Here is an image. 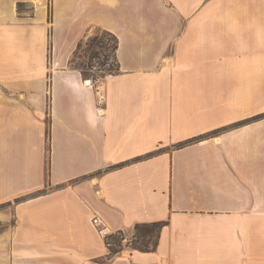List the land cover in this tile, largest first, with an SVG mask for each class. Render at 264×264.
<instances>
[{
    "label": "crops",
    "instance_id": "0c3cea01",
    "mask_svg": "<svg viewBox=\"0 0 264 264\" xmlns=\"http://www.w3.org/2000/svg\"><path fill=\"white\" fill-rule=\"evenodd\" d=\"M94 215L168 225L110 258ZM0 264H264V0H0Z\"/></svg>",
    "mask_w": 264,
    "mask_h": 264
},
{
    "label": "trees",
    "instance_id": "16d2710c",
    "mask_svg": "<svg viewBox=\"0 0 264 264\" xmlns=\"http://www.w3.org/2000/svg\"><path fill=\"white\" fill-rule=\"evenodd\" d=\"M24 5H19V11L22 10ZM101 33L94 35L89 41V47L92 50L91 61L89 65V70L85 68L80 69L84 80H91L94 84L98 83V78L90 76V72L95 70V66L92 63L97 60L100 62V69L98 71L104 76H101L104 79L107 76L115 75L119 72V64L117 60V52L119 50V40L118 38L105 30H100ZM81 47V43L78 44L75 56L78 54V51ZM102 57L104 60L102 61ZM106 66H109L108 69ZM183 146V145H181ZM180 146V147H181ZM167 222H159L153 224H138L134 228V238L132 241L128 242L125 246L123 242L125 241V236L123 232L112 236L107 242V247L109 249V257L112 258L117 254L124 251V248H129L134 251L140 252H154L157 250L161 232Z\"/></svg>",
    "mask_w": 264,
    "mask_h": 264
},
{
    "label": "rangeland",
    "instance_id": "374dc122",
    "mask_svg": "<svg viewBox=\"0 0 264 264\" xmlns=\"http://www.w3.org/2000/svg\"><path fill=\"white\" fill-rule=\"evenodd\" d=\"M34 8L29 6V5H24V7L22 8V10H20V13H24V14H27V15H32L34 13ZM50 23V21H49ZM101 29H95L92 34L86 38L85 40H83L81 43V47L78 51V54L75 56V53H74V58L72 59V64H71V67L72 68H77V69H83L85 68L86 70H89V65H90V61H91V53H92V50L90 49L89 47V41L90 39L96 35L97 33H101L100 32ZM56 44V43H55ZM57 46L60 48H63V49H69L70 48V43L69 42H66V43H57ZM104 60V58L102 57V61ZM93 66H95V70L93 72H90V76L93 77H96L98 78V81L101 82L102 79L101 76H104V74H101L98 69H100V62H98L97 60H95L93 63H92ZM109 66H106V68H103V69H108ZM183 146L185 144H182ZM181 146V145H180ZM45 153H46V166L48 167V164H49V159H50V145H49V141L47 139V143H46V149H45ZM124 233V232H123ZM124 236H125V241L123 242L124 246L132 241V239L134 238V231H128L126 233H124ZM126 248V247H125ZM124 248V250H125Z\"/></svg>",
    "mask_w": 264,
    "mask_h": 264
},
{
    "label": "built area",
    "instance_id": "2783aa9c",
    "mask_svg": "<svg viewBox=\"0 0 264 264\" xmlns=\"http://www.w3.org/2000/svg\"><path fill=\"white\" fill-rule=\"evenodd\" d=\"M92 226L96 230L97 234L104 239L106 242L114 235L109 227L106 225V223L103 221V219L99 215H94L92 218Z\"/></svg>",
    "mask_w": 264,
    "mask_h": 264
},
{
    "label": "bare ground",
    "instance_id": "6f19581e",
    "mask_svg": "<svg viewBox=\"0 0 264 264\" xmlns=\"http://www.w3.org/2000/svg\"><path fill=\"white\" fill-rule=\"evenodd\" d=\"M90 82V81H89Z\"/></svg>",
    "mask_w": 264,
    "mask_h": 264
}]
</instances>
